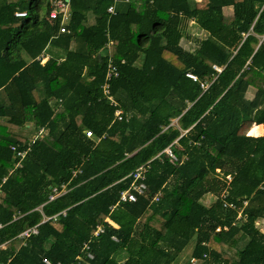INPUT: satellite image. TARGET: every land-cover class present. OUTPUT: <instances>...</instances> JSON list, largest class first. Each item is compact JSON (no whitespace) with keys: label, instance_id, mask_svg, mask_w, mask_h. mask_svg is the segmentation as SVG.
Here are the masks:
<instances>
[{"label":"trees","instance_id":"obj_1","mask_svg":"<svg viewBox=\"0 0 264 264\" xmlns=\"http://www.w3.org/2000/svg\"><path fill=\"white\" fill-rule=\"evenodd\" d=\"M113 4L70 0L63 22L0 0V264H180L192 242L187 264H264V0ZM145 164L146 194L118 204Z\"/></svg>","mask_w":264,"mask_h":264},{"label":"built area","instance_id":"obj_2","mask_svg":"<svg viewBox=\"0 0 264 264\" xmlns=\"http://www.w3.org/2000/svg\"><path fill=\"white\" fill-rule=\"evenodd\" d=\"M130 0H114L115 4L118 2H129ZM70 0H52V5L53 7V11L51 12L50 16L51 18H58V17H62L63 22L66 21L69 18L70 15ZM115 4H113L112 6H110L108 8V13L109 14H115ZM16 15L18 17H24L26 16V13H16ZM66 28L62 26V28L60 29V32H65ZM188 76L190 78H192L193 80H197V78L192 75V74H188ZM112 77V71L110 70V66H109V71L107 74V81H109ZM202 87H205L204 85H202ZM104 88V94L105 96H109L110 98V90H109V84L105 83V85H103ZM111 102L113 104H117L116 102H114V100L111 98ZM123 115L124 112L122 111V109H117L115 111V118L118 120H122L123 119ZM43 132V129L40 130V134ZM86 135L87 137L91 138L93 137V133L91 131H86ZM14 152H15V156L19 158V162H17L15 168H21L22 167V162L24 160V158L27 155V150H17L16 147L13 148ZM164 154L168 155L171 159L172 163H175L178 161V157L176 156V154L173 151L172 146H169L168 148H166L163 151ZM149 169V164H145L140 166L139 168H137L135 170V172H133L131 174V178H132V183L131 186L127 189L121 192L120 194V199H119V203H125V202H136L138 200V196L139 195H144L147 192V183H146V173ZM78 172H80L79 170H75L73 171V175L76 176L78 174ZM228 179H231L230 177H228ZM68 191V187L66 184H63L60 188L55 187L52 188V192L49 195L48 198V202L54 201L55 199H57L58 197H60L61 195L65 194ZM160 193L154 196V200H158L160 198ZM231 207H233V205H231ZM116 208V206L113 207V209ZM65 215V212H62ZM59 215V214H58ZM58 215H54L50 218H45L46 220H57ZM110 225H112L113 227L117 228V224H115L114 222H112L111 220L108 221ZM39 225H36L32 228H28L26 230H24L19 237L23 238V239H28L33 235H37L39 233ZM1 227V226H0ZM105 228L103 225H99L96 230L93 232V236L92 239L95 237L100 236L102 233H104ZM112 239L114 241H118L117 237H112ZM90 242L85 243L84 245V252H86L87 254V258L88 259H93L94 255L91 252H87L90 249ZM77 260L81 261L82 257H78ZM44 263L45 264H51V262L46 258L44 259ZM58 264H63V263H58Z\"/></svg>","mask_w":264,"mask_h":264},{"label":"rangeland","instance_id":"obj_3","mask_svg":"<svg viewBox=\"0 0 264 264\" xmlns=\"http://www.w3.org/2000/svg\"><path fill=\"white\" fill-rule=\"evenodd\" d=\"M232 12H233V10L230 8L225 9L226 14H231ZM206 35H207V33L205 31H203L202 29H200L196 24L190 23L188 26L187 25L185 26V38L183 39L182 44L186 49L194 50L197 47L198 42L200 40L206 38ZM47 60H48V54H46L42 58V64H45ZM174 123H175V121H174ZM215 200H216V197L212 194L207 195L203 199V201L209 206L211 204H213ZM257 227L260 229L261 232L264 233V220H260L259 222H257ZM192 244H194V243L192 242L188 246V248H187L188 250L185 251L186 253L183 254L182 257H180V259H179L180 264H187L188 263L189 256L191 255V251H192V250H189V248H191ZM193 264H197V263H195V261L193 260Z\"/></svg>","mask_w":264,"mask_h":264},{"label":"crops","instance_id":"obj_4","mask_svg":"<svg viewBox=\"0 0 264 264\" xmlns=\"http://www.w3.org/2000/svg\"><path fill=\"white\" fill-rule=\"evenodd\" d=\"M259 126H262V125H259ZM263 135H264V127L262 126V134L260 136H263Z\"/></svg>","mask_w":264,"mask_h":264}]
</instances>
